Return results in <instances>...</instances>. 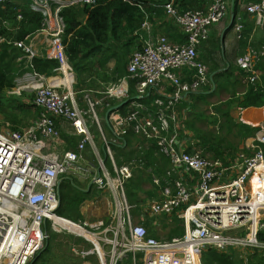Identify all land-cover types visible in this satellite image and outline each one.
<instances>
[{"label":"built area","instance_id":"2783aa9c","mask_svg":"<svg viewBox=\"0 0 264 264\" xmlns=\"http://www.w3.org/2000/svg\"><path fill=\"white\" fill-rule=\"evenodd\" d=\"M23 1L42 16V28L23 41L0 34V48L8 44L19 50L22 55L17 63L24 71L30 70L16 78V87L7 92L8 97L33 95L32 104L39 114L18 131L10 129V123L0 128V264H31L49 239L47 224L57 233H71L56 220L64 219L57 215V189L61 179L73 171L90 173L84 166L87 149L97 159L94 183L112 189L106 191L112 193L114 206L108 222L93 226L64 219L95 236L96 242H90L93 249L81 253L74 249L77 255L95 257L98 264L126 260L133 264H202L207 249L224 252L233 248L247 263V250H264V238L260 239L264 235V120L241 151L222 160L202 156L199 141L184 129V110L180 113L183 103L190 104V94L210 83L209 69L200 60L199 51L209 41L211 29L234 12L236 2L254 22L255 32L264 29V0H212L205 10L183 14L176 8L177 0L153 5L165 10L185 36L184 43H174L159 33L153 35L151 15L141 7L145 14L142 30L147 37H140L141 47L129 61L128 76L104 92L87 90L102 96L91 99L86 95V105H81L74 91L77 78L66 53L67 23L62 11L71 7L93 9L100 0H0V4L5 7ZM21 20L20 15L17 22ZM0 22V30H12L10 21L0 18ZM234 30L240 39L243 14L236 15ZM36 58L56 60L59 68L55 75L37 73L33 67ZM263 58L264 46H249L237 58L247 84L260 79L256 67ZM130 80L136 82V97L124 115L120 106L112 108L110 101L128 102ZM166 84L172 92H167ZM150 96L153 100L147 105L144 102ZM98 108L108 110L109 140ZM185 110L191 112L190 106ZM59 120L71 125L73 137L81 138L76 150L59 151L65 145ZM92 127L102 136L105 156L97 147ZM130 133L146 141L137 145L139 152L148 151L150 142H155L159 154L169 160L170 166L162 176L154 167L146 170L159 196L144 212L150 217L177 214L185 230L181 238L156 239L140 221H133L125 184L134 172L144 169L146 162L142 157L118 166L111 149Z\"/></svg>","mask_w":264,"mask_h":264},{"label":"trees","instance_id":"16d2710c","mask_svg":"<svg viewBox=\"0 0 264 264\" xmlns=\"http://www.w3.org/2000/svg\"><path fill=\"white\" fill-rule=\"evenodd\" d=\"M166 2L167 0H100L99 4L93 9L89 7H71L62 11L67 23L64 43L67 46V56L76 74L77 85L74 86V91L78 92V95L82 91L100 88L99 81H103L105 84L110 82L118 83L122 78L128 76L127 67L132 57V52L141 47L140 37H147L146 32L142 30L145 14L141 7L151 15L149 19L151 23H155V18L153 17L156 16V21L168 29V32H166V29L164 32L168 39L174 43L185 42V36L178 29L173 28L170 22H166L165 10L156 11V8L153 7V5H163ZM207 3V0H177L176 8L180 14H183L189 10L204 9ZM234 13L236 15L243 14L244 30L238 40L240 56L246 53L249 46L255 48L264 46V29H259L255 32L254 22L249 15L241 11L238 2H236ZM20 15L22 20L17 22V18ZM0 18L11 22L12 30L8 31L2 28L0 34L12 40L23 41L42 28V16L30 10L28 1H23L20 4H6L5 7L0 4ZM233 29L234 26L226 31L224 40H226L228 33ZM158 33L157 30L153 31V35ZM211 49L206 54L210 58L216 55L217 52L221 53V39L219 37L214 40ZM21 55L22 53L12 45L5 44L0 48V114L12 122L14 124L13 130L17 131L28 125L20 122V116L37 117L39 114L38 109L32 102L27 103L22 100L23 96L27 100H30V97L33 99V95L22 93L20 97H8L7 94L9 90L16 87V78L24 71L16 61ZM112 60L115 61L114 73H118V76L113 77V80L110 81L111 79L108 78L105 72L108 70V64ZM202 60L207 61V58L204 56ZM33 67L37 73L51 77L55 75V70L59 68V63L56 60L36 58L33 61ZM256 69L261 72L260 79L255 84L249 85V89L243 96L238 98L234 95L231 99L215 105L214 112H212L214 113L213 116L205 117L207 114L202 111V114L189 117L183 122L184 129L188 132L191 131L192 134L189 133L193 139L199 141L197 147L203 157L209 156L222 160L234 157L242 150L241 145L244 144L245 140L253 137L260 130L243 122H237L231 117V112L234 109L259 108L257 110H261L260 108H264V58L257 64ZM210 70L211 74H213L219 71L220 67L213 63L210 66ZM240 71L245 77L244 71L241 69ZM236 73L237 71L233 67L220 72L213 77L208 86L213 87L216 85L217 91L218 88H223L224 85L227 86L233 81L237 82L240 77H237ZM239 76L241 75L239 74ZM129 86L130 95L129 99H127L128 102L110 101L112 108L121 106L119 110L124 115L136 97V82L130 80ZM193 95L190 94L189 97L192 98ZM78 100L82 103V96H79ZM152 100L153 97L150 96L144 103L150 105L149 103ZM183 105L182 111L191 105V101L190 104L183 103ZM105 112H108V110L105 109ZM244 120L256 124L262 120V116L257 115L244 118ZM94 129L97 130V128ZM108 132H110L109 129ZM215 132L217 133L215 134ZM94 137L97 142L100 138L98 130ZM80 140V137L68 138L66 140L67 150H76ZM145 142L144 139L130 133L121 139L120 144L111 145L118 166L142 157L146 162L144 169L134 172L133 178L125 184L127 200L130 206L133 207L132 214L137 217L143 214L149 204L148 201L157 198L156 190L158 189L152 185L151 176L146 170L149 167H154V169L156 168L155 173L162 176L170 166L169 160L159 154L155 142H150L148 151L139 152L136 149L137 146L135 147V145L137 143L145 144ZM101 154L103 156L105 152H101ZM148 184L152 186L153 191L144 189ZM60 194L62 204L57 210V215L74 223L82 224L84 219L81 208L86 201L94 198V191L79 189L74 178L66 177L60 184ZM142 195L145 196V199L141 197ZM163 216L166 221L174 225L169 240L177 237L181 238L185 235L184 226L177 214ZM145 219L142 220L144 226H146L150 236L155 237L153 232L156 225L155 219H151L149 216H146ZM47 230L49 232L47 245L45 244L43 251L36 256L37 260L34 264H84L92 258H83L81 255L76 256L77 254L73 251L75 249L81 253L92 250L93 245L90 242L83 238H78V240L74 241V236L69 234L61 236V234L51 229L50 224H47ZM263 238L264 235L261 234L260 239L263 240ZM85 247L88 250H84ZM62 248L67 251L62 252ZM241 255V252L233 248H229L224 252L209 248L203 252L202 264H264V250L258 248L247 250V263L241 258Z\"/></svg>","mask_w":264,"mask_h":264},{"label":"crops","instance_id":"0c3cea01","mask_svg":"<svg viewBox=\"0 0 264 264\" xmlns=\"http://www.w3.org/2000/svg\"><path fill=\"white\" fill-rule=\"evenodd\" d=\"M207 2L208 3L205 5V8L201 9V10L207 9V7L211 3V0H207ZM157 10H160V9L156 8V11ZM162 10H164V9H162ZM153 18H155V23H151L153 31L157 30L159 33H164L165 29H166V32H168L167 28L163 27L158 21H156V19H157L156 16L153 17ZM165 20H166L167 23L170 22V24H171V26L173 28H176V30L177 29L179 30V28L174 25V22L172 20H170L167 17V15H166V19ZM228 20L230 22V18ZM221 26H222V24H220L219 26L217 25V27L215 26V28L213 27V32H211L210 40L205 42V43H203L201 48H200V50L201 49L205 50L209 46L211 47V45L213 44L214 40H216L218 37L220 39H222L223 32L226 29V27L223 30H221L220 29ZM179 32H180V30H179ZM234 40H235V38L234 39H228V37H226V41L224 40V52H222V47H221V58L219 59L218 63L216 62L215 55H213L212 58H207V61H203L202 60V56L203 55H201V56L199 55V56H200V60L204 64H208L209 65V67L207 66L208 69L210 68V66H212L213 63H215L216 65H218L220 67V70L215 72V73H213V74H211V71L209 70L210 81L213 79L214 76H216V74H218L220 72H224V71L228 70L231 67H233L234 70L237 71V73H236L237 77H240V79H238L237 82L233 81V83H229V85H227V86L224 85L223 88H218L217 91H216L217 87H216V85H214L213 87L205 86L199 92L192 93L194 95L192 96V98H190V101H191V105H190L191 112L186 113V110H184L185 116L181 115V117L184 119V121L189 119V117L197 116L198 114H202V111L207 114L206 116H210V115L213 116L214 113H212V112H214V106L215 105L220 104L221 102H224L226 100L231 99L234 95H236V97L239 98L240 96H243V94H245L246 91L249 89V87H250L249 85L250 84L246 83V76L243 77L244 76L243 73H241L240 68L236 64L237 58L240 56V48L238 46V43L236 44L237 51L228 52V49L230 48L231 45H233V41ZM210 50H212V49H210ZM135 51H136V49L132 53H134ZM199 54H200V51H199ZM206 54H207V52H206ZM235 56H236V58H235ZM114 68H115V61L112 60L108 64V70L105 72V74L108 76V78L111 79L110 81L113 80V77H117L118 76V73L117 74L114 73ZM24 72L25 71H22L20 75H22ZM234 74H235V72H234ZM239 74L241 76H239ZM68 81H71V79L68 78ZM88 81H90V80H88ZM92 81H93V79H92ZM99 85L101 86L100 88H95V90L98 91V92H100L101 88L106 86L105 90H107L110 86H112L114 84H111V83L105 84L103 81L102 82L99 81ZM91 90H93V89H91ZM166 90L169 93L172 92L171 86L166 84ZM22 98H23L22 99L23 102H25V101L27 103L29 102L27 99H25V96H23ZM81 105H83V103H81ZM183 108H184V105L182 104L180 106V113L182 112ZM186 108H188V107H186ZM253 109H256V108H250V109H246V110L234 109L231 112V117L235 121L240 122L239 121V116L241 114H243V117H244V112L245 111H247V110L250 111V110H253ZM257 109H259V108H257ZM260 109H263V108H260ZM101 110L104 111L103 109H101ZM101 121H103V124L105 125V129L107 131H108V129L110 130L109 120L107 118V112H105L104 115H102V120ZM261 121L262 120H260L259 123ZM244 123L247 124V125H250V126H252L254 128H259L257 126V124H259V123L255 124V123H250V122H246V121H244ZM68 124L69 123H67L66 121L59 120L58 121V127H59L60 131L64 130L65 125H68ZM94 128L95 127H92V129H91V132H92L93 136L96 135V131H97ZM189 132L192 134L191 131H189ZM94 133H95V135H94ZM109 135L112 137L110 132H109ZM72 137H73V135L70 134V138H72ZM251 138L252 137L246 139L245 142L250 140ZM245 142H244V144H245ZM241 146H243V144ZM98 149H99V147H98ZM64 150H67V145L66 144L64 146V149H62L61 151H64ZM100 152L104 153L103 147H102V151L100 150ZM103 156H105V154H103ZM96 163H97V159L92 154V150L91 149H87L86 154H85L84 166L87 169H90V173L89 174H87V173L80 174V173H77V172L73 171L68 176H65V177H63L61 179V181H62L66 177L74 178L76 180V183H77V186H78L79 189H82V190H93L94 191V198L91 199L90 201H86L84 203V205L82 206V208H81V213H82L83 219H84L83 223H86V224H88L90 226H93V225H95V224H97V223H99L101 221L108 222L109 215H111L110 213L112 212L113 206H114V199H113L112 193H110L109 191H106V190H112V189L107 188V187L100 188L99 186H97L94 183L95 172L93 171V169H94V166H96ZM144 189L153 191L152 190L153 189L152 186L149 185V184L146 185L144 187ZM156 192H157L156 196H159V191H156ZM143 197H145V196L143 195ZM155 199L156 198H154L153 200H155ZM153 200H150L148 202L151 203ZM163 218H165V217L161 216V221H163V220L166 221V219H163ZM154 219H155V222H158L160 217L159 218H154ZM141 220H143V219L141 218ZM153 232H154V235L156 236L154 238L159 239V237H160L159 236L160 235L159 232L160 231L154 229ZM93 258L94 257H92L85 264H92Z\"/></svg>","mask_w":264,"mask_h":264},{"label":"rangeland","instance_id":"374dc122","mask_svg":"<svg viewBox=\"0 0 264 264\" xmlns=\"http://www.w3.org/2000/svg\"><path fill=\"white\" fill-rule=\"evenodd\" d=\"M235 6H236V4H235ZM235 9V8H234ZM230 16H231V13L229 14V16L224 20V21H222L220 24H222V26L220 27V29L221 30H223L225 27H227V25L229 24V18H230ZM220 24H217L218 26L220 25ZM217 25H215L216 27H217ZM215 26H214V28H215ZM211 32H213V28L211 29ZM160 35H165L164 33H159ZM213 34V33H212ZM166 36V35H165ZM227 37H228V39H234L235 38V40L233 41V45H231L230 46V48L228 49V52H230V51H237V48H236V44L238 43V38H237V34L235 33V30H231L229 33H228V35H227ZM226 41V40H225ZM263 47V46H262ZM262 47H260V48H262ZM211 49V47L209 46L207 49H201L200 50V56L201 55H203L202 57H206V58H210L208 55H206V52H208V50H210ZM226 52V51H225ZM133 54V53H132ZM221 58V53H219V52H217L216 53V55H215V59H216V62L218 63V61H219V59ZM235 58H236V56H235ZM234 58V59H235ZM18 59V58H17ZM16 60V59H15ZM17 61V60H16ZM208 67H209V65L208 64H206ZM209 70H210V68H209ZM25 71H30V70H25ZM211 71V70H210ZM123 79V78H122ZM111 84H116L115 82H110ZM106 87V86H105ZM105 87H103V88H101V90H100V92H104L105 91ZM94 92V91H93ZM25 94V93H24ZM27 94H29V93H27ZM30 95V94H29ZM86 95H89L88 96V98H91V99H95V98H101V96L102 95H99L98 93H89V91H85V92H83V93H81V94H79V95H77V100H78V97L79 96H82V101L84 102L83 104H85L86 105V99H85V97H86ZM34 99V98H33ZM33 99H31V97H30V100H28L29 102H32L33 101ZM101 109H103L104 111H102ZM252 110H250V111H246L245 113H244V117H243V114H241L240 116H239V121L240 122H243L244 123V118H248V117H255V116H257V115H261L262 116V120L264 119V114L261 112V110H256V109H253V112H251ZM96 112H98V116H99V118H100V120H102V115H104V112H105V108H98V110H96ZM36 116H34V117H27V116H20V122H22V123H25V124H28L29 125V123L32 121V120H34V118H35ZM205 117H207V116H205ZM244 120V121H243ZM6 123H10V129H12V127H14V124L12 123V122H10V121H8L4 116H2L1 114H0V128H2V127H7V125H6ZM27 125V126H28ZM102 125L104 126V131H105V135H106V138H107V140H109L110 138H111V136L109 135V132L105 129V125L103 124V121H102ZM26 127V126H25ZM96 128V127H95ZM61 132V134H62V139H63V141H64V143L66 144L67 143V139L68 138H70V134H71V132H73V129H72V127H71V125L70 124H68V125H65V128H64V130H61L60 131ZM217 132H215V134H216ZM93 135V134H92ZM66 139V140H65ZM97 144H98V147H99V149L102 151V136H100V138H99V140L96 142ZM138 144V143H137ZM137 144L135 145V147L137 146ZM65 146V145H64ZM64 146H62V147H60L59 148V151H61L62 149H64ZM147 191H150V190H147ZM143 199H145V197H143V195L141 196ZM143 214H144V217H142L141 216V218L143 219V220H146L145 219V217L146 216H149V213H145V212H143ZM132 217H133V221H134V223H137V221H140V223H142L143 225H144V223H143V221L141 220V219H139V217H137V216H134L133 214H132ZM150 217V216H149ZM163 217V216H162ZM151 219L152 218H159V217H150ZM164 219V218H163ZM65 224H67V225H69L68 223H65ZM86 228H88L87 226H85ZM159 227V228H158ZM174 228V225L171 223V222H168V221H165V220H163V221H161V217H160V219L158 220V222H156V225H155V230H158V231H160L159 233H160V237H159V239L160 240H169V236H170V234H171V230ZM95 231V230H94ZM97 233H100L99 231H96ZM59 234H61V236H65V235H72V236H74L73 237V240L74 241H76V240H78V238H80V237H78V236H76V235H74V234H71V233H59ZM156 237V236H155ZM81 238H84V237H81ZM85 239V238H84ZM86 240V239H85ZM88 241V240H87ZM88 242H90V241H88ZM82 247V246H81ZM62 250H63V248H62ZM84 250H88L86 247L84 248ZM67 250H63L62 252H66ZM61 252V251H60ZM76 255V254H75ZM76 256H80V255H76ZM86 263V262H85ZM84 263V264H85ZM92 264H98L97 263V258H93V261H92ZM121 264H133V261L132 260H130V261H124V262H121Z\"/></svg>","mask_w":264,"mask_h":264},{"label":"bare ground","instance_id":"6f19581e","mask_svg":"<svg viewBox=\"0 0 264 264\" xmlns=\"http://www.w3.org/2000/svg\"><path fill=\"white\" fill-rule=\"evenodd\" d=\"M261 112L264 114V108L261 109ZM57 222L63 226H65L67 229H70V232L72 234H75L77 236H82L84 238H86L87 240H89L90 242H96L95 236L90 235L84 228H82L79 225H74L64 219H56ZM68 223L69 225L65 224Z\"/></svg>","mask_w":264,"mask_h":264},{"label":"water","instance_id":"95a60500","mask_svg":"<svg viewBox=\"0 0 264 264\" xmlns=\"http://www.w3.org/2000/svg\"><path fill=\"white\" fill-rule=\"evenodd\" d=\"M235 20H236V14L234 12L231 13V16H230V22L228 24V26L226 27V29L224 30L223 32V36H222V39H221V47H222V52H224V35L226 33V31H228L235 23ZM126 103V102H125ZM121 107V106H120ZM62 182V181H61ZM60 182V184H61ZM60 184H59V187L57 189V193H58V199H59V207L61 206L62 204V199H61V194H60ZM47 245V244H46ZM39 257V256H38ZM37 260V257L32 261L31 264H34Z\"/></svg>","mask_w":264,"mask_h":264},{"label":"clouds","instance_id":"9594fccd","mask_svg":"<svg viewBox=\"0 0 264 264\" xmlns=\"http://www.w3.org/2000/svg\"><path fill=\"white\" fill-rule=\"evenodd\" d=\"M234 26V25H233ZM234 30V29H233ZM211 37V36H210ZM210 40V39H209Z\"/></svg>","mask_w":264,"mask_h":264}]
</instances>
